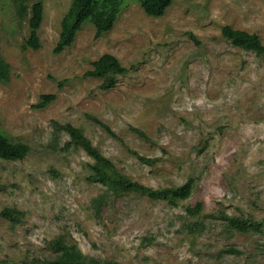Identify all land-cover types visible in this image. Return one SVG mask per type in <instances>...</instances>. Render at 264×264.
I'll return each instance as SVG.
<instances>
[{
    "label": "rangeland",
    "instance_id": "374dc122",
    "mask_svg": "<svg viewBox=\"0 0 264 264\" xmlns=\"http://www.w3.org/2000/svg\"><path fill=\"white\" fill-rule=\"evenodd\" d=\"M34 1L21 12L19 0H0V57L8 64L0 129L29 147L21 159L0 158V211L23 212L15 222L0 215V259L34 264L51 255L46 241L64 234L84 254L121 264H264V54L221 34L229 25L264 44V0H173L159 17L121 0L110 30L95 37L84 22L58 53L71 0H44L39 47L23 48ZM103 53L128 68L107 90L83 75ZM50 93L52 101L34 106ZM51 121L82 128L119 172L145 186L174 189L192 178L190 195L112 196L94 217L90 199L103 187L86 179L91 158ZM214 210L263 228L232 231L208 216Z\"/></svg>",
    "mask_w": 264,
    "mask_h": 264
},
{
    "label": "trees",
    "instance_id": "16d2710c",
    "mask_svg": "<svg viewBox=\"0 0 264 264\" xmlns=\"http://www.w3.org/2000/svg\"><path fill=\"white\" fill-rule=\"evenodd\" d=\"M44 0H35L30 5V17L28 19L29 33L22 45L23 48L36 49L39 47L37 30L42 19V8ZM121 0H71L70 5L60 21V32L58 40L53 48L54 53L60 52L69 46L84 22H90L94 27V36L99 37L114 24V21L120 10ZM173 0H138L143 12L151 17L163 15L166 8ZM25 0H19L18 6L23 12ZM189 37L197 41L195 36L187 33ZM221 34L233 45L243 50L253 51L256 54H264V44L255 33L243 29L233 28L229 25L221 27ZM128 68L123 66L119 60L110 53H103L92 62V68L83 73L84 76L101 79L99 88L107 90L115 85L116 77L125 74ZM8 79V64L0 57V80ZM55 97V94H43L35 107H43ZM97 123L102 125L106 131L115 136L109 127L93 118ZM52 128L57 132H64L68 137V144L74 148L83 150L91 158L87 163L88 173L86 179L89 182L100 184L103 189L100 193L90 199L89 209L94 217H98L101 207L106 204L109 197H117L130 192L145 194L153 199H186L193 187V179L188 178L183 184L170 189L168 187L150 188L137 181H133L126 175L119 172L113 163L105 157L91 141L85 136L82 128L74 126L69 122L59 123L51 121ZM138 135L147 138L142 130L131 127ZM29 147L27 144L13 140L0 129V158L8 160H17L23 158ZM135 153V152H133ZM137 155V154H136ZM138 159L152 163L150 160L141 156ZM202 203L196 202L193 209L198 214L202 210ZM0 215L15 222L23 215L22 211L15 208L3 207ZM209 217L221 222L222 226L236 232L257 231L263 228V223L256 221L251 217L242 214L234 215L224 210H214L208 214ZM196 226L202 227L203 223L195 222ZM190 228V226H189ZM201 229V228H199ZM198 229V230H199ZM46 246L51 252L50 256L37 257L33 260L34 264H121L112 259H99L84 254L77 244L67 238L64 234H57L46 241ZM0 264H16L15 262L0 259Z\"/></svg>",
    "mask_w": 264,
    "mask_h": 264
}]
</instances>
